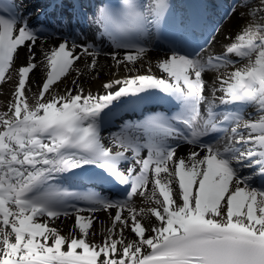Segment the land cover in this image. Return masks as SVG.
Returning a JSON list of instances; mask_svg holds the SVG:
<instances>
[{
	"label": "snow or ice",
	"instance_id": "snow-or-ice-1",
	"mask_svg": "<svg viewBox=\"0 0 264 264\" xmlns=\"http://www.w3.org/2000/svg\"><path fill=\"white\" fill-rule=\"evenodd\" d=\"M34 2L51 22L0 0V84L26 52L0 112V264H264V0H235L227 15L243 9L244 24L221 54L173 46L155 65L159 75L149 66L103 83L102 93L86 91L77 70L62 94L54 86L84 57L90 73L101 54L116 68L143 60L169 0H101L91 13L84 0ZM80 23L94 29L83 43ZM45 35L59 42L37 61ZM105 39L112 51L102 53L96 42ZM38 64L46 73L30 104ZM157 95L174 111L121 120L106 147L103 124ZM180 142L198 150L177 156ZM85 180L123 186L122 198L84 190ZM136 195L155 206L137 210ZM113 209L102 243L90 242L93 214ZM62 217L74 219L67 235L54 226Z\"/></svg>",
	"mask_w": 264,
	"mask_h": 264
},
{
	"label": "bare ground",
	"instance_id": "bare-ground-1",
	"mask_svg": "<svg viewBox=\"0 0 264 264\" xmlns=\"http://www.w3.org/2000/svg\"><path fill=\"white\" fill-rule=\"evenodd\" d=\"M92 1L93 2L89 3V5H88L89 13L92 12L93 7H94L95 1L94 0H92ZM218 2L220 4L219 6L221 8L220 12L217 13L218 19L214 20V21L211 20V17H212L211 12L212 13L215 12L212 9L210 11L211 16H206L207 26L209 24V21L211 20V24L208 28L209 32H207L206 37H208L211 30H213V32H214V30L216 29V33L211 39L209 37V39H208L209 44L203 46L204 51L201 53V55L203 57L206 56V54H207V56L221 54L223 52L224 47L230 43V41L228 39H226V37H228V36L235 37V35L238 33L241 25L244 24V20L241 18V15H240L241 11L239 10V8H237L236 12L233 13L232 15H230V16L227 15L229 13V10L231 9V7L234 5L235 0H220ZM169 3L172 5H175V7H177V5H179L181 3V0H170ZM18 5L20 6V9L22 11H24L26 14L28 13V11H31V9H33L34 7L38 8V6L35 4L34 0H23V2L21 4H18ZM178 8H180L182 11L181 6H178ZM35 11L41 12L42 9L38 8V9L34 10V12ZM34 12H32V14ZM169 12H171L172 20H174V22L177 23L179 30H181V32L185 33L186 29H187V22L183 19L182 13H179V11L178 12L173 11L171 6H170ZM32 14H31V16H33ZM167 14H166V16H167ZM236 23L237 24L239 23V25H237ZM78 27L81 30H83L85 33L84 37L79 38V42L83 43V42H85V39L90 40L91 36H92V32L94 31V29L89 28V26L84 24V23H80ZM184 27H186V28L184 29ZM213 32H212V34H213ZM58 42H59L58 39L49 38V36H47V35L42 36V38L37 41V44H36L35 49H34L35 54H36V60L42 61L44 59L43 52L48 50L51 46L57 44ZM96 43L101 48L102 53H107V52L112 51V49L110 47V43L106 39L102 43L99 40ZM146 45L148 47V52L145 54V57L143 58V60L138 61L135 66L128 65L127 68L121 67V66L119 68L114 67L113 62L110 59V56H106V55L101 54L98 58L97 68L95 69V72L90 73L88 71V69L85 67V64L87 63L89 58H87V57L82 58L81 60L77 61L73 65V69L69 71L67 76H65V80L57 88L54 89V94H62L66 87L71 86V81L77 77V70H79V72L81 73V76L79 78V83L86 89V91H92L93 93H102L103 83L108 82L112 79H117V78L123 79L125 77L130 76V75H135V74H137V72H139L140 74H145L147 72V68L149 66L152 67L153 73L159 75L160 74L159 70L155 67V65L159 59H163L165 57V54L166 53L170 54V52H169V50L163 49L159 45H155V43L153 44L150 42H146ZM77 51H79V50H77ZM123 55H124V51L121 50V52H120V58L121 59L123 58ZM25 57H26V52L24 49H21L19 52V58L15 60L13 68L10 69V71L8 73V75L11 78L8 79L7 81L12 82L13 80H15L14 76L16 74V69L22 63H24ZM129 68H134L135 71L129 72V70H128ZM45 73H46V69L44 68L43 64H38V68L32 74H30L29 84L31 85V89L37 85L38 81H40L39 79L42 76L44 77ZM211 75H214V74L206 75L205 80L209 81ZM93 76H95V78H93ZM43 77H42V79H43ZM15 78H17V77H15ZM5 83H7V82H5ZM3 84H0V86H2ZM8 84L10 86H12V84H10V83H8ZM205 94L209 95L210 93L206 91ZM34 103H35V101H34ZM124 112H125V110L122 111L120 117L124 116V114H125ZM121 120H124V118L117 119L116 121H112L111 119H109L108 121H106L103 124L102 136L104 137V143H105L106 147H111V144L109 142V136L106 135V133L108 132L106 130V128L109 127L110 123L112 124L111 126L119 125L118 122H120ZM135 120H137V119H135ZM105 130H106V132H105ZM111 131H115V130H111ZM172 143H177V142L172 141ZM195 150H198V149L194 148V146H192V145H188V144L180 142L179 147L177 148V156L186 157L191 151H195ZM201 155H203V153H201ZM150 188H151V185H149V189ZM145 204L147 205L148 201L145 200ZM149 204H150V202H149ZM154 206L155 205L152 204L150 207H154ZM139 209H141V208H139ZM139 209H137V210H139ZM115 211H116L115 209L110 210L111 214H110V212H105V211H99V212L93 214L94 217L96 218V222L93 224L92 231L96 232V235L90 236V238H89L90 242L102 243L103 236L101 234L106 233L107 228H109L111 226V218H112V215H114ZM85 215H87V213ZM122 215L127 216L128 213L123 212ZM138 219H142L146 224H148L150 222V220H154V218H149V217H138ZM73 223H74L73 218H63L62 217L60 220L56 221L54 226L61 229V234L67 235L69 233V229L73 225ZM124 234L128 240H131L134 238V234L131 233V231L128 229H125Z\"/></svg>",
	"mask_w": 264,
	"mask_h": 264
},
{
	"label": "rangeland",
	"instance_id": "rangeland-1",
	"mask_svg": "<svg viewBox=\"0 0 264 264\" xmlns=\"http://www.w3.org/2000/svg\"><path fill=\"white\" fill-rule=\"evenodd\" d=\"M22 2H23V0H16L17 4H21ZM94 9H95V7L93 8V10ZM173 10L175 12L181 11L179 8H177L175 6H174ZM239 10L241 11L240 13H242L244 11L243 9H240V8H239ZM237 25H239V23ZM215 33H216V29L214 30L210 39L215 35ZM121 67H125V66L121 65ZM15 77H16V74L14 76L15 80H13L12 82L7 81V83H4L2 86H0V112H4L7 110V105L12 99V92L14 91V86H15L16 79H17ZM42 77L39 79L40 81H38V83L42 82ZM64 80H65V77L62 78V80L57 85L54 86V89L57 88ZM8 83L12 84V86H10ZM26 95L29 99V103L34 104V101L36 100V96L38 95L37 86H35L34 88H32L30 90H27ZM106 135H109V134H106ZM145 200L146 199H144V197H140L139 195H136L132 198L131 203H132L133 207H135L136 209H139V208L148 209L152 205V203L150 202V204H149V201H148V204L146 205Z\"/></svg>",
	"mask_w": 264,
	"mask_h": 264
}]
</instances>
